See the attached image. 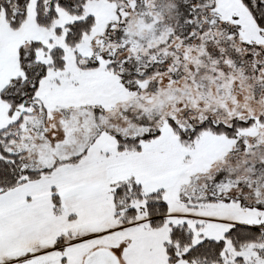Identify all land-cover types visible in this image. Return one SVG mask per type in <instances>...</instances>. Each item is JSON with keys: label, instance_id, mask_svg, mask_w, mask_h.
Masks as SVG:
<instances>
[{"label": "snow or ice", "instance_id": "obj_1", "mask_svg": "<svg viewBox=\"0 0 264 264\" xmlns=\"http://www.w3.org/2000/svg\"><path fill=\"white\" fill-rule=\"evenodd\" d=\"M0 264H264V0H0Z\"/></svg>", "mask_w": 264, "mask_h": 264}]
</instances>
